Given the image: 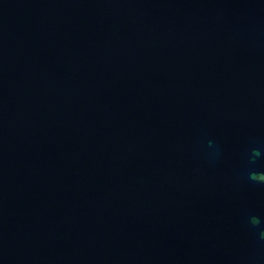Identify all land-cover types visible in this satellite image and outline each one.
I'll return each instance as SVG.
<instances>
[{
	"label": "water",
	"instance_id": "obj_1",
	"mask_svg": "<svg viewBox=\"0 0 264 264\" xmlns=\"http://www.w3.org/2000/svg\"><path fill=\"white\" fill-rule=\"evenodd\" d=\"M0 264H264V0H0Z\"/></svg>",
	"mask_w": 264,
	"mask_h": 264
}]
</instances>
